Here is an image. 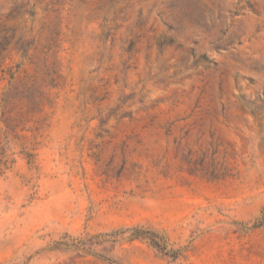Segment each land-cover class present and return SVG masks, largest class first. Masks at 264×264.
Here are the masks:
<instances>
[{
    "label": "rangeland",
    "instance_id": "rangeland-1",
    "mask_svg": "<svg viewBox=\"0 0 264 264\" xmlns=\"http://www.w3.org/2000/svg\"><path fill=\"white\" fill-rule=\"evenodd\" d=\"M0 264H264V0H0Z\"/></svg>",
    "mask_w": 264,
    "mask_h": 264
}]
</instances>
